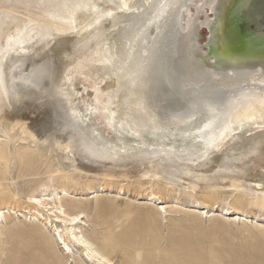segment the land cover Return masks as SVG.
I'll list each match as a JSON object with an SVG mask.
<instances>
[{
    "label": "rangeland",
    "instance_id": "374dc122",
    "mask_svg": "<svg viewBox=\"0 0 264 264\" xmlns=\"http://www.w3.org/2000/svg\"><path fill=\"white\" fill-rule=\"evenodd\" d=\"M167 2L0 0V264H264V158L250 151L264 127H242L197 161L196 149L181 150L182 144L195 143L190 131L230 89L184 70L183 55L187 59L191 48L209 54L216 0H184L158 22L154 39L164 31L158 45H150L129 111L134 129L151 134L141 140L115 134L104 117L119 113L116 77H106L107 70L119 57L126 59L129 42ZM215 62L210 56L209 63ZM20 64L24 73L43 70L53 90L71 88L90 139L123 158L84 160L91 158L50 104L14 101L10 78ZM152 65L162 101L148 89ZM252 78L264 87L263 77ZM158 109L162 127L140 119H156ZM162 109L188 119L176 121ZM158 135L178 151L171 159L180 165L158 156L125 155L124 150L159 147ZM236 157L249 162L248 171L237 167ZM186 167L190 175L182 174ZM210 170L214 173H203ZM73 216L79 221L67 222ZM74 236L105 260L88 259Z\"/></svg>",
    "mask_w": 264,
    "mask_h": 264
},
{
    "label": "bare ground",
    "instance_id": "6f19581e",
    "mask_svg": "<svg viewBox=\"0 0 264 264\" xmlns=\"http://www.w3.org/2000/svg\"><path fill=\"white\" fill-rule=\"evenodd\" d=\"M183 1L184 0H168L165 6L162 7L161 12L156 13V17H154L155 20L139 29L136 37L133 38L134 40L129 42L128 50L125 51L126 54L124 55L126 59L123 58V60L121 58L122 60H120L119 57L118 61L114 64L116 67L107 70L106 77H116L119 113L116 117H112L108 112H105L104 117H106V121H109L115 134L123 131L129 136L137 139L139 138L140 140L144 133L151 134L150 131L134 129L129 119V111L137 97L138 75L144 66V61L147 60L149 56L150 45L153 41H156V45H158L160 35H162V31H164V27H162V29H160V35L154 39L158 31V22H165L167 17L172 15L171 12ZM233 1L234 0H216L215 10L217 22L215 26L211 28L213 37L208 45L209 54L203 56L197 48H191L187 53V59L183 55L184 70L187 71V76L198 80L210 81L213 84L223 86L230 85V89H226V91L220 95V98L213 104L214 112L210 115H206L205 121L202 119L204 123L201 124L199 128L196 127L194 131H190L192 133L194 132L191 136L195 137V143L190 145L185 143L182 144L181 150L185 149L186 152L187 149H196L198 154H201L200 157H197L196 161L201 159L203 155L206 156L209 150H214L222 146L223 143L231 137L230 135L242 127L256 126L258 129L264 127V87L257 85L256 81L252 80V77L255 75L264 78V54L236 59L230 58L225 15ZM154 7H156V5H154ZM158 11H160V9H158ZM196 11H198V9H196ZM198 21H200V19H198ZM174 27H178V23H176ZM210 56L215 58L216 62L213 65L209 63ZM44 67L50 70L49 63L45 62ZM148 69H150V67H148ZM42 72L44 71H31L29 69L24 73L22 65L20 64L17 66V69L12 72L10 78V93L14 101L21 102L24 98H34L36 100L43 99V101L50 104L55 116L62 121L63 127L69 130L73 134L72 136L78 139V146L82 147L84 153L91 158L82 157L84 160L91 163H115L120 158H123L122 156H118L116 150V152H114V149H112V152L111 149L108 150V148L100 147L91 140L92 138L90 139V131L88 133L87 130L82 128L84 117L81 118L80 110L78 109V101L72 89L68 88L70 89V93H67L65 89L57 88L53 90L44 82ZM156 73H158V71H156V65H152V75L148 77V79H150V87H148V89L152 91L150 95H156V93H158V97H160V89L156 87ZM228 73H232L233 76L229 77ZM1 93L2 91L0 89V97ZM198 93H208V91H206V89H198ZM152 101H154V97H152ZM160 101H162V97H160ZM162 113H164V115H172V113H168V111H164V109H162ZM158 115H160V109L156 111V119L150 117V115H142L140 119H144V121L150 123V125L156 123L158 127H162L160 121H158ZM172 117H174V115H172ZM172 117H166V119H172ZM162 119H164V117H162ZM174 119L180 121V119H188V117H186V115H180V117H174ZM202 121H200V123H202ZM179 124L180 123H178V125ZM86 128L88 129V127ZM164 131H168V125L164 127ZM185 133L186 131L184 134ZM158 141L162 142L160 146H156L155 149H152V146H150L146 147V150H124V153L136 159L158 156L161 157L162 162L169 161L178 164L171 159L176 157L178 151L172 152V150L176 151V149H174V147H168L165 143V139H160V135H158ZM263 143L264 135L261 137L259 136L258 139L256 138V141L252 143L250 147V151H252L254 155H262L264 158V150L262 149ZM263 158L260 157L261 160ZM233 161L237 164V167L241 168L243 171H248L250 168L249 162L245 161L243 158L236 157ZM184 166H186V164H184ZM189 168L190 167H186L182 169V174L190 175L191 172ZM211 171L212 170L205 171L203 173L210 175ZM217 171L219 170L216 169V172ZM193 182L189 185L194 186L195 184ZM33 203L42 204L40 200L37 199H34ZM226 213H231V211L228 210ZM78 217L79 216H73L68 219L67 222L75 224L79 221ZM236 218L243 219V217ZM73 238L76 245L85 250L88 259L96 260L97 258L99 261L101 260V262L105 260L95 252L94 249L91 248V245L85 240L76 236ZM58 242L60 243V241ZM62 243L64 244V242ZM64 247V251H69L66 244H64ZM107 263H109V261H107Z\"/></svg>",
    "mask_w": 264,
    "mask_h": 264
},
{
    "label": "water",
    "instance_id": "95a60500",
    "mask_svg": "<svg viewBox=\"0 0 264 264\" xmlns=\"http://www.w3.org/2000/svg\"><path fill=\"white\" fill-rule=\"evenodd\" d=\"M225 19L231 59L264 54V0H234Z\"/></svg>",
    "mask_w": 264,
    "mask_h": 264
}]
</instances>
